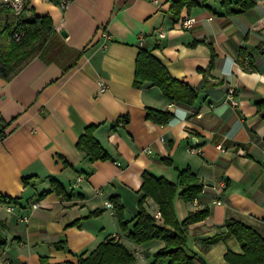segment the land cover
Segmentation results:
<instances>
[{"label":"crops","instance_id":"obj_1","mask_svg":"<svg viewBox=\"0 0 264 264\" xmlns=\"http://www.w3.org/2000/svg\"><path fill=\"white\" fill-rule=\"evenodd\" d=\"M26 1L24 17L48 15L64 44L80 55L67 70L34 56L9 79L0 77V116L10 122L0 139V196L10 200L0 203V239L6 240L0 264L76 263L77 254L111 237L133 252L134 264H167L150 256L161 240L135 244L113 205H105L116 198L124 218L134 216L143 171L176 181L178 169L189 168L202 182L194 200L176 195L173 207L179 221L209 209L188 225L185 239L206 264H230L227 250L242 253L225 228L217 234L226 219L264 237V106L257 104L264 102V0L231 14L221 0H197L175 22L170 0H67L64 9L60 0ZM186 17L194 21L181 26ZM140 47L172 77L197 88L190 105L169 101L148 81L133 84ZM149 107L173 117L155 123L146 118ZM124 115L128 121L113 128ZM89 125L110 159L90 161L77 147ZM79 174L85 178L76 184ZM51 180L64 194L51 190ZM143 206L159 213L149 196ZM96 209L98 215L85 217Z\"/></svg>","mask_w":264,"mask_h":264},{"label":"trees","instance_id":"obj_2","mask_svg":"<svg viewBox=\"0 0 264 264\" xmlns=\"http://www.w3.org/2000/svg\"><path fill=\"white\" fill-rule=\"evenodd\" d=\"M254 3V0H234V2L221 0L225 14L244 11L252 7ZM27 4L28 2L23 0L22 9L18 14L9 5L0 4V77L6 80L19 71L31 57L38 56L44 62L55 61L67 70L76 63L80 55L79 51L64 44L48 15L34 14L32 18H25L24 12L30 9ZM199 4L197 0H170L168 9L170 19L177 21L183 7L190 8ZM233 5L236 8H233ZM14 34H18V37L15 38ZM262 51L264 52V49ZM145 81L157 86L163 97L174 103L190 105L197 97L196 87L172 77L163 63L149 49L140 47L135 58L133 84L138 86ZM257 104L262 110L264 102ZM262 116L264 117V112ZM172 117L173 112L168 109L147 108L146 118L155 123H167ZM127 121V115L121 116L115 120L113 128ZM9 124L10 122H5L0 116V139L5 135L4 129ZM94 129V125L84 129L78 138L77 147L90 161L108 160L111 156L94 137ZM164 160L170 163V160ZM141 177L140 190L143 195L139 198L138 209L134 216L125 219L122 204L116 198H112L120 228L135 244H144L153 239L161 240L163 245L152 254L156 260L166 258L167 264H206L200 256L189 251L185 239L188 225L204 218L209 213V209L203 207L194 210L179 221L175 217L173 207V199L176 195L183 201L194 200L203 190L202 182L189 168L178 169L176 181L161 176L156 177L147 171H143ZM50 183L51 190L64 194L60 184L54 180ZM147 196L157 204L160 219L150 214L143 206V199ZM9 201L0 196V203ZM100 212V209H96L85 217L96 216ZM130 223H132L131 226H129ZM221 227L226 229V234L233 235L242 248L240 254L231 250L225 252V259L230 264L264 263V237L254 227L234 218L226 219L222 226L216 227L218 235L223 233L220 230ZM5 245L6 240L0 239V251ZM57 247L64 249L63 244L60 243ZM76 257V263L62 261L43 264H134L135 261L133 252L124 242L113 237L101 241L90 252H81Z\"/></svg>","mask_w":264,"mask_h":264},{"label":"built area","instance_id":"obj_3","mask_svg":"<svg viewBox=\"0 0 264 264\" xmlns=\"http://www.w3.org/2000/svg\"><path fill=\"white\" fill-rule=\"evenodd\" d=\"M67 2H68L67 0H60V6L64 9L66 4H67ZM3 3L9 5L16 14H18L21 11L22 6H23V0H3ZM193 21H194L193 17H186V18H183L180 21V25L184 26V27H188V26L191 25V23ZM159 34L162 35L163 33H159ZM14 36H15V38H17L18 34H14ZM232 92H233V89H229L228 90V96H229V99L231 100V102L233 104H236V101L232 97H230ZM261 141H262L261 142L262 150L264 152V141L263 140H261ZM218 148H220V145H218ZM189 150L192 151V152H196V153L200 152V148L194 147V146L189 148ZM261 164H262L263 170H264V155L261 157ZM84 178H85V176L82 175V174L77 175V177L75 179L76 184H78ZM225 186H226V183L224 181L220 182V188L224 189ZM105 205L107 207L112 206V204L110 202H108V201L105 202ZM154 216L158 217L159 213L155 214Z\"/></svg>","mask_w":264,"mask_h":264},{"label":"water","instance_id":"obj_4","mask_svg":"<svg viewBox=\"0 0 264 264\" xmlns=\"http://www.w3.org/2000/svg\"><path fill=\"white\" fill-rule=\"evenodd\" d=\"M60 33H61L63 36L65 35V32H64V31H61Z\"/></svg>","mask_w":264,"mask_h":264},{"label":"rangeland","instance_id":"obj_5","mask_svg":"<svg viewBox=\"0 0 264 264\" xmlns=\"http://www.w3.org/2000/svg\"><path fill=\"white\" fill-rule=\"evenodd\" d=\"M153 254V253H152ZM152 254L150 256H152Z\"/></svg>","mask_w":264,"mask_h":264}]
</instances>
